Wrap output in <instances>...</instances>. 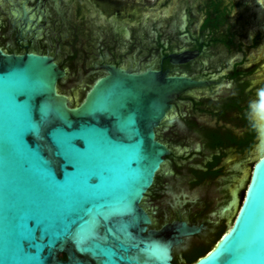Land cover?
Returning <instances> with one entry per match:
<instances>
[{"label":"water","instance_id":"1","mask_svg":"<svg viewBox=\"0 0 264 264\" xmlns=\"http://www.w3.org/2000/svg\"><path fill=\"white\" fill-rule=\"evenodd\" d=\"M58 3L64 25L49 4H44L46 10H40L46 14V30H41L34 49L48 50L66 69L51 56L8 54L0 49V264H174L175 248L176 262L189 264L188 255L212 246L221 230L224 233L214 245L191 264H264V72L260 70L264 58L244 68L252 85L243 106L252 105L253 113L261 109L256 117L259 133L254 150L228 151V157L222 156L223 162L227 161L223 172L239 181L234 185L213 179L193 183L192 169L212 153L207 146L202 148L203 127H215L216 123L201 113L211 107L205 101L181 102L174 112L173 104L191 91L216 83L173 75L169 70L116 65L103 66V72L89 82L92 75L85 69L95 64L104 44L125 45L119 53L122 57L138 52V57L146 60L147 49L141 48L154 45L155 37L149 15L160 13L169 19L172 14L165 10L170 0ZM179 5L185 13V5ZM186 18L184 15V31ZM42 21L40 17L38 22ZM121 24L122 29L128 28L126 32H119ZM133 44L138 48H132ZM225 55L218 49L199 64L204 71L221 69ZM193 57L195 54L185 52L169 59L171 65H181ZM204 71L201 76L208 73ZM231 71L224 70L216 78L227 84ZM233 90V86L218 92L214 89L211 94L223 99ZM42 110L48 111L51 123L37 144L28 127ZM164 123L169 126L162 131L164 139L187 140L190 146L171 142L177 149L175 158L159 176L156 190L160 193L148 197L145 208L157 226L177 219L206 225L200 236L185 243L201 233L202 227L182 221L149 229L153 221L141 206L171 155L156 136ZM226 123L235 129L243 127L237 117ZM58 135L80 142L77 148L95 161L100 177L97 184L79 190L73 187L82 173L51 150L49 141ZM45 160L51 163L54 178L43 174ZM230 187L231 200L224 190ZM223 206L221 219L214 214L211 218ZM35 217L44 220L47 237L41 234L36 239V229L28 224Z\"/></svg>","mask_w":264,"mask_h":264},{"label":"flooded vegetation","instance_id":"2","mask_svg":"<svg viewBox=\"0 0 264 264\" xmlns=\"http://www.w3.org/2000/svg\"><path fill=\"white\" fill-rule=\"evenodd\" d=\"M34 1L35 2L33 3L32 0H0V49L8 54L22 55L25 53H36L51 56L61 68L66 69L57 62L55 55H50L48 53V50L41 52L34 49V47H36L37 38L42 34L41 30H46L44 26L47 23L46 14L40 10V8L46 10L44 4H49V1L52 2L49 4V9L54 16L58 18L59 23L64 25L65 18L58 10L59 0ZM170 2L171 5L167 6L165 10V12L172 14L169 19H163L160 13L149 15L150 17L148 20L153 22L151 25L152 29L154 28L155 37L153 41L154 45L150 48H141L142 50L147 49L148 57H146V60L139 58L138 52L132 56L122 57L119 53L126 48L125 45L119 47L117 45L104 44L97 52L98 54L97 59H95V64L90 63V65L85 66V69L89 71V75H96L103 72L101 68L105 65H116L127 69L139 68L142 70L151 68L161 71L169 70L173 75H186L195 80L214 81L216 83L215 85L204 89L194 90L181 96L173 104V112L179 107L178 104L185 101L194 104L198 102L196 100H199L200 102L209 99L213 101L214 104L219 103L218 107L224 106L229 101H233L238 105L240 110H227L224 119L219 118L218 114H216L220 109H218V107L215 108L214 105L212 106L210 104L211 107L209 110L203 109L201 111V113L209 115L211 123H216L215 127H203V136L205 134L204 129L209 128L211 130L217 128L222 136H226V139H223V143L220 147L213 149L207 147L208 150L212 152L210 153L211 155L205 157L201 162V166L193 168V173H191L193 174V183H201L213 179L220 184L229 182V184L234 185L239 180L235 181L233 178H229L231 177L230 174H225L223 172L225 169L223 164H226L227 161L223 162L222 156L225 155L228 157V151L232 153L235 151L240 152L236 141H238V138H241L243 135L250 133L248 127L243 125L245 120L253 122L256 129V135L258 136L259 133L256 117L261 109L253 113L252 105L247 106V108L243 106L248 100L245 93L252 85L249 78L245 75L244 68L253 65L252 63L264 58V0H170ZM180 3L181 5H185V13L182 11L181 6L179 5ZM174 6L175 8H178L177 11L174 9ZM184 15L187 17L185 21V31L182 30L184 26ZM40 17L43 18L41 24L38 22ZM198 25H200L199 33L196 34ZM122 26L123 25L121 24L118 29L119 32H126L128 28L122 29ZM165 27L168 29H164ZM109 29L112 30L113 34H117V31H115L113 27H110ZM142 29H144V27H142ZM145 34L147 33L145 32ZM118 37L123 39L121 35H118ZM124 40L125 39H123V41ZM163 41L164 43H162ZM159 43L161 46L158 45ZM132 48H138L137 44H133ZM218 49H221L226 53L225 57L228 56L226 60L221 63L222 67L219 66L221 69L210 67V70L208 71L202 70L203 66H200L199 61L203 58H211L213 54L218 53ZM185 52L195 54V57L181 65L170 64V56ZM116 57L117 59H121L117 60ZM241 60L242 62L240 63ZM155 62L157 65H154ZM185 66L191 67L192 71H185ZM231 69L232 71L229 72L228 75L230 78L229 82L227 84H222L216 78V74L221 73L224 70L227 72ZM260 70L264 72V64L261 65ZM203 71L208 73H205V76H201L200 73L202 74ZM231 86L234 87L233 93L226 98L220 99L221 95L211 94L214 89H216L215 92H218L222 89H228ZM245 87L247 88L245 89ZM207 91H211V95L194 97L196 94H206L205 92ZM261 99L264 101V95ZM220 101H222V103H220ZM236 117L242 122L243 127H241V129H235L231 124L226 123L233 122ZM199 119L204 118L200 117ZM168 127L169 126L165 123L162 124L156 131V136L160 142L165 144L171 150V155L165 159V163L154 178L152 187L149 189L141 203V206L153 221V224L149 229H159L166 223L185 221L179 219L171 221L165 220L157 226L151 213L145 208L146 199L148 197L155 198L156 195L160 193V191L156 190L161 181L159 176L164 172L166 164L170 163L175 158L177 149L171 145V142L190 146L188 145L189 142L187 140L177 142L172 136H168L164 139L162 131ZM204 141L205 143L202 142L201 144L202 148L207 146L205 138ZM253 147L255 146L253 145ZM253 147L251 150H254ZM215 159H217V163L211 166L210 163L215 161ZM221 167H223V169ZM232 168L233 167H229L228 169ZM194 171L200 172L201 175L206 177V180L199 181L194 175ZM222 177L224 179H220ZM232 187L224 189L230 197V200ZM224 207L225 206L220 207L219 210L212 213L211 218L215 215L220 220L222 213H224ZM185 222L191 226H201L202 231L201 233L186 239L184 243L189 239L200 236L206 229V225L204 224H191L188 221ZM223 233L224 230L219 231L214 243ZM184 243L177 248L182 247ZM212 246L204 247L205 252L198 257L204 255ZM175 249L173 250V263L178 264L175 260ZM62 258L65 257L62 256Z\"/></svg>","mask_w":264,"mask_h":264},{"label":"snow or ice","instance_id":"3","mask_svg":"<svg viewBox=\"0 0 264 264\" xmlns=\"http://www.w3.org/2000/svg\"><path fill=\"white\" fill-rule=\"evenodd\" d=\"M50 123L49 113L46 110H42V114L34 117L33 120L29 122L28 132L30 135H35L37 137V144H40L42 137L47 135L43 130L47 128ZM57 130L58 128L55 129V131ZM49 143L55 155L63 156L67 164L72 165L77 172L82 173L73 185L76 190L82 187L95 185L99 182L100 177L95 172V161L87 153L81 152L77 148V144H80L78 140H72L69 137L58 135L54 140L49 141ZM42 167L45 176L54 178L55 174L53 173L49 161L45 160ZM28 224L30 227L36 229L35 237L37 240L40 238L41 234L45 237L49 235L47 226L42 218H31L28 220Z\"/></svg>","mask_w":264,"mask_h":264},{"label":"trees","instance_id":"4","mask_svg":"<svg viewBox=\"0 0 264 264\" xmlns=\"http://www.w3.org/2000/svg\"><path fill=\"white\" fill-rule=\"evenodd\" d=\"M158 45L161 46L160 43ZM184 70L187 72H191L192 68L185 66ZM99 74H101V73H99ZM99 74L92 75V80L89 79L90 80L89 82H93V80L96 79L99 76ZM205 102H207L209 105L210 104L212 106L214 105L215 108L218 107V105H219V103L214 104L213 101H211L209 99L205 100ZM202 103H203V101L199 102V104H202ZM218 109H220V111L217 112L216 114H218L219 118H221V119L225 118V114H226L227 110H231V111L240 110L238 105L236 103H234L233 101H229L224 106L218 107ZM243 125L248 127V129L250 130V133L243 135L241 138H238L239 139L238 141H236L238 148L240 149L241 153H244L245 151L250 150L253 147L254 141L257 137L256 129H255L253 122L245 120ZM204 131H205L204 138L207 142L206 145L209 149L220 147L223 143L222 142L223 139H226V136L225 137L222 136L219 133V129H217V128L211 129V130L209 128H207V129H204ZM168 140H170V139H168ZM181 143H183V142H181ZM215 163H217V159H215V161L211 162L210 165L211 166L215 165ZM194 175L197 177V179L199 181L206 180V177L204 175H201L200 172H198V171H194ZM204 252H205L204 249L193 250L187 257V260L190 262L189 264L194 262L198 258V256Z\"/></svg>","mask_w":264,"mask_h":264}]
</instances>
